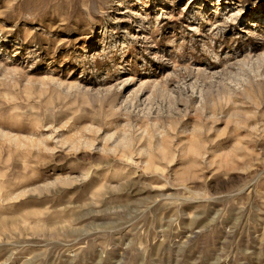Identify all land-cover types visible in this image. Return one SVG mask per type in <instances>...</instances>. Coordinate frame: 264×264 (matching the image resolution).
I'll list each match as a JSON object with an SVG mask.
<instances>
[{"label": "rangeland", "instance_id": "374dc122", "mask_svg": "<svg viewBox=\"0 0 264 264\" xmlns=\"http://www.w3.org/2000/svg\"><path fill=\"white\" fill-rule=\"evenodd\" d=\"M0 264H264V0H0Z\"/></svg>", "mask_w": 264, "mask_h": 264}]
</instances>
